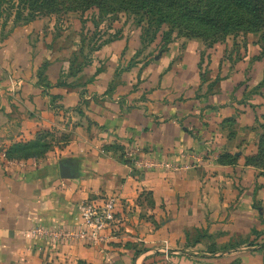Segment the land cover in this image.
<instances>
[{"label":"crops","instance_id":"1","mask_svg":"<svg viewBox=\"0 0 264 264\" xmlns=\"http://www.w3.org/2000/svg\"><path fill=\"white\" fill-rule=\"evenodd\" d=\"M33 33L0 42V264H154L166 242L170 259L264 264V174L247 162L260 106L247 86L236 95L231 75L219 88L203 74L198 38L140 61V31L76 67ZM44 133L46 155L8 154ZM109 195L119 225L103 241L31 231L79 229V203Z\"/></svg>","mask_w":264,"mask_h":264},{"label":"rangeland","instance_id":"2","mask_svg":"<svg viewBox=\"0 0 264 264\" xmlns=\"http://www.w3.org/2000/svg\"><path fill=\"white\" fill-rule=\"evenodd\" d=\"M57 6L59 8L52 12L44 10L38 12L31 10L28 3L24 4L20 0H0V42L4 41L18 28H32L34 38L43 34L46 38L45 41L53 39L56 41V48L65 55V59L69 60L73 66L81 67L95 57L98 46L102 47L119 37L134 40L143 28L138 24L139 16L130 12L120 11L113 14L106 13L101 16L98 8L86 11L72 10L67 8L65 2H59ZM167 28L168 24H165L163 29ZM122 29L124 31L121 34ZM182 37L187 38V36H178L174 40ZM194 38H198L204 44L200 63L201 71L205 70L203 74L216 77L215 81L218 82L219 88L222 85V80L231 75L236 95H242L241 89L247 86V99L253 98L256 105L260 106L259 113L256 114L257 119L252 120L253 127L249 126V128L259 130L257 138L258 151L256 153L258 154L261 137L264 134L263 33L241 32L225 35L216 40L201 37ZM172 42L168 43L163 40L161 32H159L157 38L153 39L152 42L143 44L141 40L140 52L136 58L139 57V59L141 58L140 61H145L151 56L150 59H153L163 50L162 46L166 45L167 48ZM132 61H135L134 58ZM240 107L237 109L239 116H241V112L245 114V111L240 110ZM237 121L239 120L235 118V122ZM43 136L41 140L48 145L44 153L46 155L53 146V139L45 133ZM61 139L66 141L68 138L62 137ZM262 171L264 174V169ZM220 263L217 259H170L165 254L164 259H156L154 264Z\"/></svg>","mask_w":264,"mask_h":264},{"label":"trees","instance_id":"3","mask_svg":"<svg viewBox=\"0 0 264 264\" xmlns=\"http://www.w3.org/2000/svg\"><path fill=\"white\" fill-rule=\"evenodd\" d=\"M33 11L52 12L59 2L68 9L86 11L98 8L99 15L125 11L139 16L142 43L152 42L161 32L170 43L178 36L213 40L241 32H262L264 37V0H20ZM168 24L167 29L163 26ZM115 37V36H114ZM98 46L96 49H99ZM162 46V49H165ZM39 138L28 144H16L10 156L23 151V157L43 156L48 145ZM247 162L264 169V134L258 154ZM262 169V170H263ZM263 172V171H262Z\"/></svg>","mask_w":264,"mask_h":264},{"label":"built area","instance_id":"4","mask_svg":"<svg viewBox=\"0 0 264 264\" xmlns=\"http://www.w3.org/2000/svg\"><path fill=\"white\" fill-rule=\"evenodd\" d=\"M133 154L131 150L128 152ZM135 159V158H134ZM135 164L139 167L155 168L163 165L166 168H172L169 162H156L147 159H135ZM178 168V167H176ZM118 197L115 195L99 196L93 199H86L79 203V216L82 220L81 228L65 229L63 227L49 228L44 225L34 226L31 231L40 236H50L54 239H80L86 238L89 242L98 243L105 240L104 230L116 229L119 225L116 207ZM170 252L169 243L164 244V253L168 256Z\"/></svg>","mask_w":264,"mask_h":264}]
</instances>
